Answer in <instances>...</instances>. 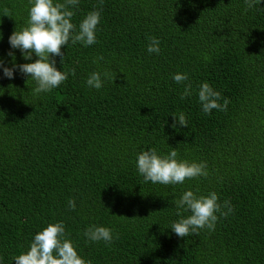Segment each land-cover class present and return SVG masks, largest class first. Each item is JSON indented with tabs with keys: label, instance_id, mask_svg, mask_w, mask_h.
<instances>
[{
	"label": "trees",
	"instance_id": "1",
	"mask_svg": "<svg viewBox=\"0 0 264 264\" xmlns=\"http://www.w3.org/2000/svg\"><path fill=\"white\" fill-rule=\"evenodd\" d=\"M29 7L0 0L4 67L37 59L9 44ZM70 10L77 30L93 10L100 23L95 44L69 41L63 63L54 57L66 81L35 94L34 80L18 69L8 79L0 68V264H15L56 222L92 264H264V0L251 9L245 0H79ZM148 36L159 40L158 54L148 52ZM93 72L99 90L86 83ZM176 73L188 80L175 82ZM204 82L221 104L230 101L226 111H202ZM180 112L187 127L173 128ZM151 148L205 162L208 175L144 182L137 154ZM187 190L215 192L233 212L217 213L213 231L180 238L171 225L191 214L175 205ZM90 225L109 228L112 243L89 241Z\"/></svg>",
	"mask_w": 264,
	"mask_h": 264
},
{
	"label": "clouds",
	"instance_id": "2",
	"mask_svg": "<svg viewBox=\"0 0 264 264\" xmlns=\"http://www.w3.org/2000/svg\"><path fill=\"white\" fill-rule=\"evenodd\" d=\"M78 3L79 0H64L63 3L55 2V0H29V18L26 26L19 31H13L9 36V44L12 49H19L25 60L31 61L33 53L37 59L30 63H13L12 67H4V61L0 59L3 76L13 79L14 72L18 69L22 75L36 82L37 87L33 89L35 94L49 92L66 81L68 72L57 69L54 57H60V63H63L65 54L61 49L68 45L69 41L72 44L79 42L85 47L95 44L97 42L95 33L100 23V11L93 10L88 12L79 23L77 30V26L71 22L74 12L70 10V6L75 7ZM100 3L102 5L103 0H100ZM245 3L247 8L251 9L260 4L261 0H245ZM4 11L5 15L10 17L9 10ZM0 39H2V33H0ZM147 39L149 40L148 52L158 54L159 40L154 36H148ZM8 56L15 60L14 52L9 51ZM98 59H103V57ZM71 72L74 75L75 69ZM172 78L177 83L188 80L186 73H176ZM86 83L97 90L103 86L101 75L98 72L91 73ZM190 90L191 84L189 83L181 98L191 95ZM221 99V93L214 91L209 83L204 82L199 86L198 100L205 114H211L213 109L226 111L230 101L223 98V104H221L219 102ZM172 117L171 126L173 128L177 125L187 127V119L183 112H180L178 116L173 114ZM136 168L143 176L144 182L151 181L153 184H183L186 179L208 175L205 162L180 160L175 148L166 155H159L155 148L141 150L137 154ZM218 200L215 192L197 195L191 190L184 191L180 199L175 201V205L178 209L191 214L173 222L171 230L180 238L198 234L200 229L215 230L218 220L216 214L227 217L233 212L230 201L225 200L221 205ZM68 204L71 209H75L74 200L70 199ZM223 208L227 211L222 210ZM84 236L89 241H103L108 245L113 241L111 230L103 226H88L84 231ZM13 260L15 264H92L91 261H86L78 254L73 242L67 238L63 222L49 223L34 236L28 250L14 256Z\"/></svg>",
	"mask_w": 264,
	"mask_h": 264
}]
</instances>
